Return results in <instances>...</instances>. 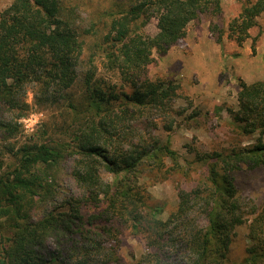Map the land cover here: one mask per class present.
Listing matches in <instances>:
<instances>
[{
  "label": "trees",
  "instance_id": "16d2710c",
  "mask_svg": "<svg viewBox=\"0 0 264 264\" xmlns=\"http://www.w3.org/2000/svg\"><path fill=\"white\" fill-rule=\"evenodd\" d=\"M240 1L226 29L211 22L217 43L226 31L241 45L258 25L264 0ZM221 12V0H11L0 11V264H131L127 235L145 243L133 264H264V200L242 198L264 174V79H240L226 108L239 140L182 157L159 132L221 125L180 82L149 73L190 23ZM29 90L34 106L71 116L64 136L44 128L14 145ZM67 159L76 191L48 208ZM169 177L177 202L164 218L149 185Z\"/></svg>",
  "mask_w": 264,
  "mask_h": 264
},
{
  "label": "rangeland",
  "instance_id": "374dc122",
  "mask_svg": "<svg viewBox=\"0 0 264 264\" xmlns=\"http://www.w3.org/2000/svg\"><path fill=\"white\" fill-rule=\"evenodd\" d=\"M11 3V0H0V11ZM222 12L216 17H203L198 23H190L184 38L158 57L155 64L150 65L149 73L152 77H164L180 82L192 96L193 107L208 112L220 122L214 134H210L205 127L195 124L189 127H177L172 133L159 131L165 141L169 139L171 147L177 150L182 157H189L188 147L196 146L202 150H210L239 140L231 129L227 106L236 105L238 84L240 79L252 82L264 79V12L258 17V25L250 29V37L241 45L227 37L224 31L223 44L216 42L210 31L211 22L219 27H227L231 18L236 16L242 2L240 0H221ZM156 19L152 18L143 30L148 34L157 32ZM225 27V29H226ZM219 32V31H217ZM104 73V72H102ZM105 75H110L104 73ZM26 100L32 105L31 109L19 119L20 126L12 142L15 146L36 139H42V130L48 129L53 138L64 136L63 132L72 122L71 116H66L60 108L48 106L39 108L33 105V93L29 90ZM178 104L186 105L184 100ZM214 114V115H213ZM218 117V118H217ZM182 118V116H181ZM242 143L253 141L250 136L241 138ZM9 159V154L6 153ZM72 161L67 159L58 166V177L55 181L56 192L48 202V208L63 201L76 191V184L71 175ZM253 186L246 188L242 193L244 202L253 204L264 200V174L252 178ZM176 178L169 177L163 181L149 185L152 198L159 206L168 210L177 202ZM78 190V189H77ZM46 203H39L34 210L40 215ZM245 226L238 229V247L234 249L238 257L243 253L245 243ZM145 252L143 239L134 235H127L123 239L121 253L127 262L133 264Z\"/></svg>",
  "mask_w": 264,
  "mask_h": 264
}]
</instances>
